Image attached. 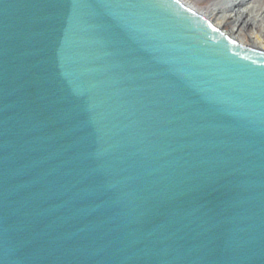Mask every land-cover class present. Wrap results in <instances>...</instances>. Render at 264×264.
Segmentation results:
<instances>
[{"label":"water","instance_id":"water-1","mask_svg":"<svg viewBox=\"0 0 264 264\" xmlns=\"http://www.w3.org/2000/svg\"><path fill=\"white\" fill-rule=\"evenodd\" d=\"M0 264H264V52L181 0H0Z\"/></svg>","mask_w":264,"mask_h":264},{"label":"bare ground","instance_id":"bare-ground-1","mask_svg":"<svg viewBox=\"0 0 264 264\" xmlns=\"http://www.w3.org/2000/svg\"><path fill=\"white\" fill-rule=\"evenodd\" d=\"M257 0H211L208 6H200L197 2L181 0L182 4L194 14L205 19L210 26L238 45L264 52L262 45L250 40L244 44L240 38V29H264V9L255 7ZM254 14L255 17H254ZM262 21L256 22V16Z\"/></svg>","mask_w":264,"mask_h":264},{"label":"rangeland","instance_id":"rangeland-1","mask_svg":"<svg viewBox=\"0 0 264 264\" xmlns=\"http://www.w3.org/2000/svg\"><path fill=\"white\" fill-rule=\"evenodd\" d=\"M190 2H197L200 6H208L211 2V0H187ZM255 7L258 9H264V0H257ZM256 14H254L255 17ZM262 21V18L259 16H256V22ZM240 38L243 40L244 44L247 46L250 45V40H254L262 47L264 48V29L260 28H247V29H240Z\"/></svg>","mask_w":264,"mask_h":264}]
</instances>
